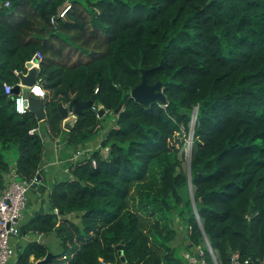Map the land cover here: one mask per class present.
I'll list each match as a JSON object with an SVG mask.
<instances>
[{
  "label": "trees",
  "instance_id": "trees-1",
  "mask_svg": "<svg viewBox=\"0 0 264 264\" xmlns=\"http://www.w3.org/2000/svg\"><path fill=\"white\" fill-rule=\"evenodd\" d=\"M4 1L0 187L12 171L4 149L17 145V178L32 175L42 157L41 135L30 131L40 119L16 112L15 92L3 88L19 82L15 73H26L36 54L42 120L53 135L63 130L59 100L72 108V98L94 96L115 114L99 146L73 163L72 177L49 187L48 210L21 226V234L53 231L58 250L28 240L13 264H120L118 243L129 263L190 264L177 250L178 230L187 252L204 248L207 264H231L234 251L240 264H264V0ZM142 68L148 83L161 81L164 103L130 95ZM195 106L189 174L177 152ZM97 113L82 108L65 130L68 145L96 136Z\"/></svg>",
  "mask_w": 264,
  "mask_h": 264
},
{
  "label": "crops",
  "instance_id": "crops-1",
  "mask_svg": "<svg viewBox=\"0 0 264 264\" xmlns=\"http://www.w3.org/2000/svg\"><path fill=\"white\" fill-rule=\"evenodd\" d=\"M42 123H44L43 126ZM113 123L114 120L111 121L110 125ZM107 128H100L99 132L93 139L71 147L66 142V129L63 128L61 134L58 133L53 135L49 131L48 126L44 121L38 123L36 126V131L39 132L42 137V157L38 166L40 170V179L39 182L31 187L27 192L26 205L23 209L22 217L20 219L21 224L26 223L33 213L39 208H42V210H48V193L50 191L49 187L57 181L72 177L71 166L73 167V163L85 159L93 149L99 146V143L106 133ZM61 135H63L62 139H60ZM77 150H81L82 152L75 156ZM9 159L10 167L12 169L10 175L12 176L15 169V159L12 158L11 155ZM68 216L70 217V215ZM72 217L74 222L79 221L77 217ZM181 233L183 232L179 230L175 233L174 241L177 245H181V240L183 237V234ZM33 237L38 238V241L45 243L50 251L58 250L56 249L59 247L58 239L53 231L47 233L28 232L24 237L23 235L20 237L12 236L11 242L14 244L17 250V248H19V246L24 243V238Z\"/></svg>",
  "mask_w": 264,
  "mask_h": 264
},
{
  "label": "built area",
  "instance_id": "built-area-1",
  "mask_svg": "<svg viewBox=\"0 0 264 264\" xmlns=\"http://www.w3.org/2000/svg\"><path fill=\"white\" fill-rule=\"evenodd\" d=\"M8 4H9V1L5 0L4 5H8ZM69 6L70 4L67 3L62 8V10L58 13V16L61 18H64L65 12L69 8ZM51 22L52 23L56 22V16L51 17ZM36 55L39 56V54H36ZM37 56L35 58H37ZM36 62L38 61L36 60ZM5 83H7L12 88V92H13V85L8 82L3 83V88H4ZM37 83H39V85L41 86L39 77L36 78L35 83L32 85H35ZM18 84H20V80ZM32 85H26L28 92H30V87ZM41 88L44 90L42 86ZM96 90L97 88L94 89V91ZM21 93H23V95L25 96V93L21 89L13 95L15 111H16L15 98L18 97ZM64 104L68 107L67 102H64ZM99 106L100 105H95L94 102L91 105V107L95 109L96 111L98 110ZM27 110L29 109L27 108ZM68 112L71 113L72 108L68 107ZM193 115L194 117H196V106L193 109L192 116ZM193 125H194V121L191 124V129L189 130L188 136L186 138V142H187L186 147L188 149L191 148L192 143H193V136H192L193 135ZM97 127H99V125H97ZM35 130H36V127L35 128L33 127L32 129H30L31 132ZM80 152L82 151L77 150L75 156L80 154ZM91 162L93 165L95 164L94 159H92ZM10 174L11 173H8L7 175H10ZM15 175L16 173L14 171L12 177H10L5 182V184L2 187H0V264H7L8 262H10V264H13V262L15 261L17 251H16V247L11 242V237L21 236L20 229H21L22 224H21L20 219L22 217L23 209L25 208V205H26L27 192L31 187H33L35 184L39 182L40 170H39V167L36 168L35 172L28 177L17 178V177H14ZM196 216H197V213H196ZM36 240H38V238ZM204 244L207 250L209 251L212 259L216 262V255L206 237H204ZM185 256L187 258V261L190 264H207V261L204 257V248L201 246H196L195 249L191 253L190 252L185 253ZM61 258H65V255H62ZM247 262H248V259H245L243 261V264ZM120 264H134V263H129L125 261V262H121ZM231 264H240L237 251H234L232 253Z\"/></svg>",
  "mask_w": 264,
  "mask_h": 264
},
{
  "label": "water",
  "instance_id": "water-1",
  "mask_svg": "<svg viewBox=\"0 0 264 264\" xmlns=\"http://www.w3.org/2000/svg\"><path fill=\"white\" fill-rule=\"evenodd\" d=\"M37 58H35V61ZM37 71L34 69L32 72L23 73L20 72L19 80L20 84L23 83L24 86L26 85H32L35 83L37 78ZM146 71L147 69L142 68V76L139 83H137L135 86H133L130 90V95L136 98L137 100L143 102L144 104H148L150 101L158 100L159 102L164 103L166 101V97L162 91L161 88V81H156L155 83H148L146 79ZM18 83L14 84L13 91L17 93L20 90V87ZM25 93V99L26 101H30V107H28L29 110L34 112L37 118L43 119L44 118V109H43V103L42 98L40 97H34L30 92H28L27 89L23 91ZM13 98V96H12ZM94 100V96H91L88 100H80L77 97L72 98V112H68V107L64 104L63 100H59L57 102V108L59 111V114L62 118V128L66 129L67 131L70 130L77 118L78 115L81 114L83 107L91 106ZM114 111H117V108H115ZM105 112V109L102 106H99L98 108V116H102ZM107 151L105 152V154ZM188 173L190 174V164L188 163ZM190 198L193 200V192H190ZM194 204V203H193ZM23 235L25 236L26 231L23 230ZM115 248L117 249V253L120 257L121 262H125L126 258L122 253V244L118 243L115 245ZM52 252H47L44 258L41 259V261H47L50 260ZM252 260L255 262H258L256 257L252 255ZM7 264H10L8 262Z\"/></svg>",
  "mask_w": 264,
  "mask_h": 264
},
{
  "label": "rangeland",
  "instance_id": "rangeland-1",
  "mask_svg": "<svg viewBox=\"0 0 264 264\" xmlns=\"http://www.w3.org/2000/svg\"><path fill=\"white\" fill-rule=\"evenodd\" d=\"M20 89H21L22 91H24V90L27 89V88H26V86H25L23 89L20 87ZM114 116H115L114 113H111V112L105 110V112L103 113V118H102V120H101V123H102V125H103L104 128L109 127L111 121L114 120ZM194 119H195V117H194V115H193V116H192V120L190 121V124H189L190 129H191V124L193 123ZM42 121H43V120L40 119V121H39L38 123H41ZM43 124H44V123H42V126H43ZM38 133H39V132H38ZM59 133L61 134L62 132L60 131ZM187 136H188V133H186V135H185L184 137L187 138ZM41 138H42V137H41ZM62 138H63V135L60 136V139H62ZM175 144L177 145V143H175ZM186 146H187V142L185 141L184 144L180 147V150L177 152V157H178L179 160L181 161V165L184 167V169L187 170V169H188V163H189V157H190L191 148L188 149ZM185 149H186V151H185ZM101 150H102L103 154H105V152L107 151V148L103 147ZM3 153H4L5 157L8 158V161L10 162V159H9L10 155H11L12 158H14V159H15L16 156L18 155L17 145H16V144H12V145L10 146V148L4 149V150H3ZM14 162H15V160H14ZM71 168H72V166H71ZM71 168H70V169H71ZM158 168H159V167H158ZM155 170H157V169H155ZM10 177H12V176H11V175H10V176L7 175V176H6V181H7ZM14 177H16V176H14ZM191 191H192V185H191L190 182H189V193H188L189 196H190V192H191ZM51 232H52V231H51ZM26 236H27V235H26ZM33 239L36 240L37 238H35V237H33V238H24L23 240H24V243H25V242H27L28 240H33ZM58 248H59V247H57L56 249H58ZM177 250H179L181 253L183 252L184 254L187 253V251L184 249V247H183L182 245H177ZM12 262H13V261H12Z\"/></svg>",
  "mask_w": 264,
  "mask_h": 264
},
{
  "label": "clouds",
  "instance_id": "clouds-1",
  "mask_svg": "<svg viewBox=\"0 0 264 264\" xmlns=\"http://www.w3.org/2000/svg\"><path fill=\"white\" fill-rule=\"evenodd\" d=\"M25 68H27L28 72L30 73L34 69L38 70L40 68V64H39V62L35 61V58H33L32 61H26L25 62ZM15 74L17 76L20 75L19 72H16ZM19 87H21L23 89L25 86L23 83H21L19 85ZM4 92H5V94H10L12 92V88L7 83L4 84ZM30 92H31L32 96H34V97L43 98L45 96V91L41 88L39 83L32 85L30 87ZM15 107H16V111L18 113L24 114L26 112L27 108L30 107V101H26L25 96L23 95V93H21L18 97L15 98ZM21 235H23V233Z\"/></svg>",
  "mask_w": 264,
  "mask_h": 264
}]
</instances>
